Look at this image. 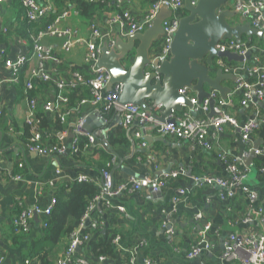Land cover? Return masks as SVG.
<instances>
[{"label": "crops", "instance_id": "1", "mask_svg": "<svg viewBox=\"0 0 264 264\" xmlns=\"http://www.w3.org/2000/svg\"><path fill=\"white\" fill-rule=\"evenodd\" d=\"M19 1L22 3L21 0ZM37 1L46 5L51 0ZM112 1L115 3L116 0ZM231 5L229 3L226 7ZM24 8V16L31 22L27 17L26 7ZM69 8L66 9L69 11L67 17L59 21L56 26L69 30L72 38L93 40L92 26L95 25L102 35L111 33L113 39L121 36L127 40V37L122 36L119 26L112 22L113 15L120 10H129L138 20H141L151 8V2L149 0H123L121 7L115 4L111 9L95 14L91 20L81 17L72 4ZM54 10L55 0H52V11ZM177 13L184 15L187 12L184 8L175 12ZM21 20L23 18L9 0L0 2V35L5 34L4 38L0 39V98L3 102V116L0 121V255L3 256V261L0 264H23L30 245L40 238L43 229L48 227V218L35 214L30 219L27 231L15 229L13 220L22 210L35 205L48 206L58 191L77 181L81 175H86L97 183H100L102 178L99 172L89 167L90 161L101 160L100 152L94 150L88 152L85 160L70 152L74 127L78 118L89 117L98 112V108L90 104L83 105L78 113L70 115L66 122L60 124V128L44 127L42 142L45 145H56L59 149H66L65 153L42 155L29 151L25 147L27 141L25 135L28 136L26 123L30 114L29 99H35L36 108L39 111L43 110L45 115L50 117L51 113L45 110L44 105L55 101L57 93L55 82L52 81L53 83L48 84L38 83L34 95L28 97L25 95L24 85L22 87L19 80L18 82L11 81L13 68L6 64V60L15 61L20 56H27L29 61L23 65L26 79L30 69L38 65V59L33 55V44L37 36L32 37L33 44L31 45L28 39L21 35L22 31L19 29ZM227 20L233 25L248 22L241 15L228 17ZM91 22L94 24L90 25ZM64 40L65 37L49 34L41 38V44L51 51V55L62 60L60 64H56L52 57L47 59L46 70L51 72L53 77H56V71L59 76L64 77L73 70L86 68L90 71L84 59L87 50L85 42L78 43L66 51L63 49ZM241 41L250 44L255 50L245 63L230 62L225 58L229 65L240 66L241 71L238 75L223 72L233 74L237 79L242 77L246 80H256V76L243 66L247 67V64L264 66V35L261 38L257 35L243 34ZM151 49L150 55L152 56L155 54V49L154 47ZM216 61L215 58V64ZM214 68L217 70L221 67L216 64ZM83 75L86 76L85 73ZM236 80L225 78L222 80V85L231 89L225 99L228 101L227 112L233 115L239 124H242L258 112L262 113L260 107L263 106L264 110V104L254 100L251 104L243 105L242 93L236 89ZM205 89L209 92L215 91L208 85ZM191 92L198 95L195 90ZM217 93V96L222 98L218 91ZM106 123V125H98L95 128L105 129L107 126L118 125L114 124L113 119ZM128 135L132 141L138 140V145L134 150L131 146L113 150L115 161L111 167V173L115 183L127 182L130 176L142 178L146 175L155 176L161 172L180 171V173L157 195L147 187L124 191L110 199L109 203L102 200L95 201L90 215L79 228L81 234L89 235V240L76 249L75 264H131V251H134L133 248L136 246L137 250L134 254L136 264H144L146 259H151L156 264L177 262L183 264H242L239 261L221 262V254L229 234L242 235L260 230L256 216L247 223L243 219L257 204L264 208V121H261L252 131L246 143L241 140L238 128L230 123L224 125V130L218 137H215L214 131L211 130L209 135V141L212 143L211 149L193 140L180 139L171 134L160 135L152 126H147L143 134L141 132L143 136L141 139L134 136V130ZM100 138L95 147L112 153L110 146L103 143ZM141 141H146L147 145L142 146ZM250 147L259 148L262 154L255 155L251 163L246 164L244 159H248L252 153L244 158L241 156ZM218 151L225 152L229 159L240 158L241 167L250 169L247 184L259 194L257 203H252L240 191L234 198L221 199V190L218 186L196 184L193 179L195 176H226V165L218 159L216 154ZM118 156L122 159L121 164ZM20 163L23 167H20ZM16 175L20 178H15ZM177 187H185L189 193L188 198L182 201L177 209H174L171 197ZM65 192H67L66 189ZM197 213H201L202 218L196 219ZM167 215L172 217L170 222L175 229L173 235H169L163 227ZM96 219L103 221L101 227H92ZM207 223L210 224L208 236L214 246L201 256L186 261L184 259L186 250ZM107 228L116 231L120 239L116 244L114 243V253L111 256L104 254L105 258L100 259L91 245L99 240L101 233ZM60 252L57 255L59 258Z\"/></svg>", "mask_w": 264, "mask_h": 264}, {"label": "built area", "instance_id": "2", "mask_svg": "<svg viewBox=\"0 0 264 264\" xmlns=\"http://www.w3.org/2000/svg\"><path fill=\"white\" fill-rule=\"evenodd\" d=\"M6 0H0L4 2ZM23 5L27 10V17L31 22H36L45 17L52 10V0L46 5L40 4L37 0H21ZM98 1V0H90ZM121 6L123 0H116ZM198 0H192V4L196 5ZM162 7H167L173 11L172 16L167 17L162 21L163 35L160 42L154 46L155 54L152 55L153 59H156L159 63H162L170 58L171 49L174 41L175 33L178 31L180 26L181 17L183 15L175 14V12L181 11L185 8V0H155L151 3V8L143 16L141 20H138L132 12L129 10H123L121 13H116L112 17V22L116 23L121 31L122 36L128 37L130 35L143 32L147 28L152 26L153 20L156 18ZM232 10L240 12L242 18L248 22H251L253 28L264 29V0H235V2L230 6ZM69 14L68 11L61 13L56 22L52 23L47 27L45 31H41L37 36L33 48L34 56L38 59V65L33 66L30 69L29 76L26 79V86L29 89L34 88L36 83H51L55 82L57 87V94L55 95V101L47 102L45 110L52 112L58 111L59 117L62 122H66L68 117L73 113H78L83 107V105L90 104L95 108H98V112L103 116V111L113 110V121L117 119L116 124H121L127 131V135L130 131L134 130V136L137 139H141L143 136L141 132H145L147 126H152L160 135L171 134L180 139L193 140L198 142L201 146L211 149L212 143L209 141L210 131L213 130L215 137H218L220 133L224 130L225 124H232L238 128L240 133V138L243 142H248L252 131L258 127L261 121H264V115L258 112L252 118L250 117L244 123L239 124L237 119L231 115L226 110L228 101L220 98L216 91H212L210 96L204 98L202 103H198V98L196 95L185 88L181 89L180 93L184 94L189 103H184V110L181 113L173 112L171 115L165 118L164 122L157 119L159 112L162 110L163 106L161 104L154 105L149 104L150 111L147 112L142 109L140 105L128 103H119V94L122 88L121 84H115L112 89L108 90V84L111 80V75L104 67H98V61L102 53V45L104 40H108L109 47L115 46V40L111 37V33L102 35L101 31L92 26L94 29L93 40L85 41L81 39L72 38V34L69 30H63L56 26V24L62 19L66 18ZM54 35L59 37H65L63 43V49L66 51L70 50L74 45L85 42L86 53H85V64L89 67L92 74L91 77H85L80 71L73 70L66 77L59 76L56 71V77H53L51 72L47 71L45 68L46 60L53 58L56 64H60L62 60L58 57L51 55V51L41 44L40 40L45 35ZM107 36V37H105ZM216 48L220 52H237L239 55L244 57L243 62L247 60L245 57L248 52L253 53L255 48L250 44L244 42H238L236 39H227L225 41H220L217 43ZM1 55V52H0ZM216 64L221 67L223 71L227 73H233L238 75L241 71L240 66L229 65L225 58H216ZM257 61V58H255ZM29 61L27 56H20L15 61L6 60V64L13 68V77L11 81L18 82L19 74L23 69V65ZM243 63V64H244ZM215 64V65H216ZM243 66L247 68L248 71L256 76V80H246L239 77L236 81V89L242 93V104L248 105L254 102L260 101L264 103V66L262 65H249ZM152 67L147 69L150 72ZM158 79L161 75L156 76ZM78 85L88 87L91 91V97L88 99H82L75 107H67V102L69 97L67 92L69 88H74ZM1 86V82H0ZM215 99L216 103L213 107L214 114L209 116L211 112L210 101ZM30 114L27 118V123L32 126V133L29 139L25 142V147L29 151H33L42 155H53L55 153H65L66 149L58 148L56 145L49 146L45 145L42 141L43 130L36 126V122L39 120L36 118V100L29 99ZM3 116V102L0 98V120ZM104 117V116H103ZM87 116H81L78 118L76 125L74 127V137L70 146V152L79 151V142L85 137L88 140L86 146L92 148L97 144L98 139L101 137V141L105 142V137L107 131L111 128L107 126L104 128H94L93 130H86L84 125L87 122ZM129 138V135H128ZM130 146L135 149L138 145L137 141H132L129 138ZM142 146H146V141H141ZM134 152V151H133ZM255 152L256 155H261L262 151L255 147H250L247 151L243 153L241 158L248 156L250 153ZM218 159L222 160L226 165V176L219 175H203L193 177L194 181L198 185H216L220 188V198H234L237 192L240 191L252 202L257 203L259 199V194L256 190L251 188L247 184V180L250 176L249 168H242L240 163V158L229 159L225 152L218 153ZM115 159L113 160V162ZM23 167V164H19ZM180 171L171 172H161L155 176L146 175L142 178H136L135 176H130L127 182L115 183L111 171H102L101 175V192L94 199L93 204L90 206L88 212L84 216V220L80 227L84 223L86 217L90 215V211L94 207L95 201H106L120 193L133 189L140 190L145 188H150L153 192H159L161 189L167 186L170 181L176 179ZM15 178H20L16 175ZM88 180V176L81 175L78 177V181ZM187 189L185 187H177L175 193L171 197L172 207L177 209V206L188 198ZM55 198L52 197L50 204L46 207L35 205L32 208H26L22 210L13 220L15 229L27 231L30 219L35 215H43L47 218L51 216ZM121 210L122 207H120ZM256 216L258 219V225L260 230L254 232H249L247 234H235L231 233L228 235V241L224 245L221 262L222 261H239L242 264H264V208L258 205L248 212L244 217L243 221L245 223L251 221L253 217ZM196 219L202 218L201 213H197ZM169 215L163 222V227L166 229L169 235L175 233V229L170 222ZM47 224L46 222L44 223ZM103 221L96 219L93 222L92 227H101ZM79 227V228H80ZM210 224L204 225V228L200 231L199 235L195 240L192 241L189 248L186 250L184 259L191 260L201 256L203 253L210 251L214 244L208 236V230ZM120 237H115V242L119 241ZM89 240L88 234H81L79 229L73 231L70 235L69 244L64 250L63 255L58 259L57 264H70L72 255L83 243ZM142 243H145L142 241ZM134 251H131L132 259L131 264H136L134 259V254L137 250V246L134 247ZM100 259H104V256H100ZM3 261V256L0 255V263ZM144 264H156L151 259H146ZM175 264H183L177 262Z\"/></svg>", "mask_w": 264, "mask_h": 264}, {"label": "water", "instance_id": "3", "mask_svg": "<svg viewBox=\"0 0 264 264\" xmlns=\"http://www.w3.org/2000/svg\"><path fill=\"white\" fill-rule=\"evenodd\" d=\"M235 0H198L196 5L192 0H185L186 12L180 21L178 31L175 33L170 58L162 63L151 57V48L156 46L163 35L162 21L172 16L173 11L162 7L152 26L127 37V40L117 36L115 46L109 47L108 40H104L98 67H104L111 75L108 90L115 84H121L119 103L140 105L149 112V102L154 105L161 104L162 110L157 119L161 122L173 112H182L183 104L189 103L181 89L197 91L198 103L210 96L211 92L205 89L208 85L218 91L223 99H227L230 88L222 85L225 78L237 79L233 74H226L222 68H214L215 58H226L230 62H243L244 57L237 52H220L216 45L220 41L236 39L241 42L243 34L263 37L264 29L253 28L251 22L245 24H230L228 17L241 13L226 7ZM120 34V33H119ZM154 45V46H153ZM133 54L130 64L129 59ZM251 52L245 56L250 58ZM152 67L148 73L147 69ZM161 78H157V75ZM211 112L215 99L210 101ZM106 119L100 113H93L88 117L84 128L93 130L96 126L106 125ZM117 123V119L114 124ZM257 149V147H255ZM112 153L115 152L110 147ZM252 152L246 164H250L255 157ZM120 159V164L122 159ZM157 195V192H153ZM154 195V196H155Z\"/></svg>", "mask_w": 264, "mask_h": 264}, {"label": "trees", "instance_id": "4", "mask_svg": "<svg viewBox=\"0 0 264 264\" xmlns=\"http://www.w3.org/2000/svg\"><path fill=\"white\" fill-rule=\"evenodd\" d=\"M9 1L10 4L18 11L20 17L23 18V20H21L19 29L22 31L21 35L27 38L28 42L31 45L33 44L32 37H36L41 31H45L47 27L55 21L58 15H60L64 11H68L66 10L67 8L70 9V4L75 7L81 17L88 20H91L95 14H101L103 10L107 11L111 9L113 5L118 4L117 1H115L114 3L112 0H55L54 11L51 10L45 17H43L39 21L29 22L24 16L25 8L22 3L19 0ZM149 1L152 3L155 0ZM119 7L121 6L119 5ZM20 8L22 9V11ZM121 11L122 10H120L118 13H121ZM93 24L94 22L90 23V25ZM4 36L5 34L0 35V39L4 38ZM87 68L89 70L88 66ZM81 70L78 71L85 73L87 77L92 76L91 72L87 71L86 68ZM25 79L24 69L21 71L19 83L22 87L24 85L25 95L28 97H32L36 91L35 88L37 89L36 85L38 83L34 84V88L29 89L26 86ZM55 89L57 93L56 85ZM67 96L69 97V101L66 103L67 107H75L78 103H80L82 99L90 98L91 91L88 87L78 85L74 88H69ZM76 98L78 99L76 100ZM260 109L262 111V113L260 112V114L264 115L263 106H261ZM50 113L51 116L48 117L47 115H45L46 113H44L43 110L39 111L38 108L36 109V118L39 120V122H36V126L39 129L44 131V127H61L60 124H63V122L59 117V112L54 110ZM102 113L107 121H110L114 115L113 110L103 111ZM26 126L28 127V136H25L26 140H28L32 133V126L28 123H26ZM105 142L112 148V150L130 146L127 131L121 124L115 125L107 131ZM87 143L88 140L83 137L79 142V151L71 152L72 155L85 160V155L88 152H91L92 150H94L95 152H100L101 160H99L98 162L90 161L89 167L99 173H102V171L104 170L111 171V167L114 163L113 160L115 158L113 153H109L103 149H97L96 147L92 148L90 146H86ZM218 153L220 152L218 151L216 153L217 157ZM65 189L67 192H65ZM101 189L102 188L99 183L88 177V180L74 181L72 184L70 183L69 185L63 187L60 191H58L54 195L56 201L51 216L48 218V227L43 229V234L40 236V238L36 239L30 245L29 252L25 256V258H27H24L23 264H57V261L59 259L57 255H59L60 251V257L63 255L64 250L69 244L71 233L79 229L85 214L93 204L96 196L100 194ZM112 230V228L105 229L104 232L101 233L99 240L94 241L91 245L93 251L96 255H99V257L104 256V254H108L109 256H111L114 253V243L116 244L115 237L119 235L116 231ZM74 254L72 255L70 264H75L76 262Z\"/></svg>", "mask_w": 264, "mask_h": 264}, {"label": "rangeland", "instance_id": "5", "mask_svg": "<svg viewBox=\"0 0 264 264\" xmlns=\"http://www.w3.org/2000/svg\"><path fill=\"white\" fill-rule=\"evenodd\" d=\"M133 54L130 55L129 59H125L127 64H130L132 61Z\"/></svg>", "mask_w": 264, "mask_h": 264}]
</instances>
